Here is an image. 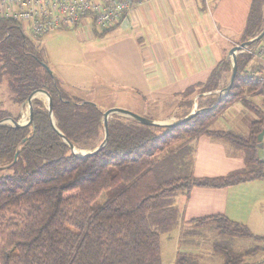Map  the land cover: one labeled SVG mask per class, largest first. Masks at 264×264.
I'll return each instance as SVG.
<instances>
[{"label": "trees", "instance_id": "1", "mask_svg": "<svg viewBox=\"0 0 264 264\" xmlns=\"http://www.w3.org/2000/svg\"><path fill=\"white\" fill-rule=\"evenodd\" d=\"M263 28L264 0H253L245 40ZM45 60L17 21L0 17V82L8 78L19 105L26 104L33 91L47 90L54 98L59 129L78 148H96L105 135V109L95 101L71 97L43 65ZM252 60L251 54L239 53L232 88L182 124H145L113 114L108 143L92 155L72 150L43 98L33 99L32 124L0 125V264H163L161 232L181 220L176 204L180 192L189 193L194 185L222 187L264 177L259 146L264 106L254 98L264 87L259 70L248 67ZM231 65V60L219 64L204 88L216 89ZM237 101L257 115L249 133L212 128L217 116ZM5 117L19 120L22 114L0 109V120ZM203 133L243 147L246 167L221 176H196L189 142ZM192 221L225 237L219 239L223 245L217 239L214 243L224 264H249L244 257L264 249L257 244L235 250L233 237L264 241V236L224 213ZM176 258V264H209L190 251L180 250Z\"/></svg>", "mask_w": 264, "mask_h": 264}, {"label": "crops", "instance_id": "2", "mask_svg": "<svg viewBox=\"0 0 264 264\" xmlns=\"http://www.w3.org/2000/svg\"><path fill=\"white\" fill-rule=\"evenodd\" d=\"M252 3L253 0L135 1L128 15L111 28H78L81 40H86L79 47H83L95 73H85L84 63H80L74 84L85 90L94 83L106 85L117 99L114 105L159 121H177L196 107L207 108L219 95L215 91L219 86L208 90L205 84L219 64L230 60L231 48L245 40ZM253 59L260 74L262 64ZM231 72L232 68L225 69L219 84L229 79ZM59 76L64 78L63 74ZM191 88L195 89L188 93ZM77 93L75 96L95 100ZM246 111L249 117L245 116L240 124L249 133L256 115ZM214 124L213 121L212 128L225 129ZM189 143L196 176H221L246 167L245 149L239 147L243 152L235 156L230 149L236 145L229 141L203 133ZM262 188L264 177L222 187L194 185L189 193L176 196V204L180 218L191 226H197L192 221L195 218L224 213L264 236ZM246 190L251 192L248 199L239 195Z\"/></svg>", "mask_w": 264, "mask_h": 264}, {"label": "rangeland", "instance_id": "3", "mask_svg": "<svg viewBox=\"0 0 264 264\" xmlns=\"http://www.w3.org/2000/svg\"><path fill=\"white\" fill-rule=\"evenodd\" d=\"M81 30V28H79ZM78 28H65L56 29L41 35L40 37L33 38L35 40L36 46H38L40 52L46 59L45 61L53 69L54 73L57 75L64 89L68 92L71 97L75 96L77 92L83 93L86 97L93 98L101 107L105 110L110 108L117 102L114 94H111L112 89L107 90V86H99V84L94 83L87 88V90L75 86L74 84V74L76 73V66L80 63H84L85 73H95V70L90 66L84 55V51L79 47L86 40H81L83 38L81 31ZM106 35L98 34L97 37ZM255 46H264V39ZM256 65L255 61L252 60L248 67L252 70L255 69L253 66ZM64 75L61 78L59 75ZM64 80V81H63ZM230 78L226 79L224 86L229 84ZM8 78H5L0 82V109L8 110L11 114L16 115L18 112L22 114V120L26 121L29 118V107L28 104L19 105L13 99V93L9 86ZM100 89V92H98ZM79 95V93H77ZM193 96V95H192ZM39 98H45V96H39ZM258 103L264 104V93H260L254 97ZM45 100V99H44ZM20 108V110H19ZM245 106V103L237 101L233 103L228 110H223L221 114L217 116L214 120V127L232 129L239 131L241 133H248L247 128L244 124H240L245 116H248L249 111ZM250 110V109H249ZM135 111V110H133ZM137 112V111H135ZM141 114L140 112H137ZM252 114H255L251 110ZM144 115V114H142ZM146 116V115H145ZM257 116V115H256ZM249 117V116H248ZM245 128L246 130H243ZM230 151L235 154V156L241 154L242 148L232 146ZM255 189V188H253ZM250 190L240 192V196L248 199L251 196ZM264 191V188L261 189ZM185 193H179L182 196ZM178 225L168 231L161 232L162 239V258L163 264H176L178 252L191 251L196 256H198L202 261L209 264H224V256L215 249V240H221L225 237L221 236L216 230L212 228L209 229L208 226H191L184 219L180 218ZM219 240V241H220ZM228 240V239H227ZM225 241V240H223ZM229 241V240H228ZM221 242V241H220ZM233 248L237 251H244L246 249L255 247L257 244L264 245L263 240H257L255 237H234L230 242ZM223 245V243L221 242ZM226 244V243H224ZM243 262L249 264H264V249L256 251L254 253H249L244 257Z\"/></svg>", "mask_w": 264, "mask_h": 264}, {"label": "built area", "instance_id": "4", "mask_svg": "<svg viewBox=\"0 0 264 264\" xmlns=\"http://www.w3.org/2000/svg\"><path fill=\"white\" fill-rule=\"evenodd\" d=\"M135 1L139 0H0V17L17 21L32 38L81 26L104 31L126 17ZM239 53H249L262 64L259 76L264 87V46L247 45ZM223 84L218 88L221 96L227 93Z\"/></svg>", "mask_w": 264, "mask_h": 264}, {"label": "water", "instance_id": "5", "mask_svg": "<svg viewBox=\"0 0 264 264\" xmlns=\"http://www.w3.org/2000/svg\"><path fill=\"white\" fill-rule=\"evenodd\" d=\"M263 37H264V28L260 33L256 34L252 38L244 40L241 43L236 44L231 48V51L229 52L230 54L228 55V57L232 62V65H231L232 66V72H231L229 84L223 88L224 90H226V91L230 90L233 86L234 81H235V78H236V75L238 72L239 50L242 49L243 47L247 46V45H251L254 42L259 41ZM42 63L48 69V71L53 75L54 71L49 66V64L46 61H42ZM215 91L218 92L219 90L216 89ZM221 91H222V89H221ZM38 93H43L45 95L44 99L47 102L48 110L52 116V120H53V124H54L55 128L60 132V134L63 136V138L66 140V142L69 143L72 150L79 156L95 154L108 143L109 137H110V123H109V121H110V118L113 116V114H121V115L130 116V117H133V118L137 119L138 121L145 123V124L174 126L176 124H182V123L190 120L191 118H193L198 113L205 112L207 109H209V107H207V108H197L196 107L190 113L183 116V118H181L177 121H171V120L170 121H159L157 119H153L151 117L139 114V113H137V112H135L129 108H126V107L112 106V107L104 110L105 135H104V138L101 141V143L94 149H80L73 142H71L69 140V138L57 126V123H56L55 118H54V112H53V99L54 98H52L51 94L45 89H37L29 95V97L26 101V104H28V107H29V118H28V120L23 121L22 117L19 120L15 119L13 117H5V118L0 120V125L11 124L13 126H22V125H27L29 123L32 124V121H33V99L36 97H39L37 95ZM222 97L223 96L220 95L219 100H221ZM263 139H264V129L262 130V132L259 135L260 153H261L262 157L264 158V140ZM18 154H19V151L16 152L14 161H16Z\"/></svg>", "mask_w": 264, "mask_h": 264}, {"label": "bare ground", "instance_id": "6", "mask_svg": "<svg viewBox=\"0 0 264 264\" xmlns=\"http://www.w3.org/2000/svg\"><path fill=\"white\" fill-rule=\"evenodd\" d=\"M37 95L38 96H45L43 93H38Z\"/></svg>", "mask_w": 264, "mask_h": 264}]
</instances>
